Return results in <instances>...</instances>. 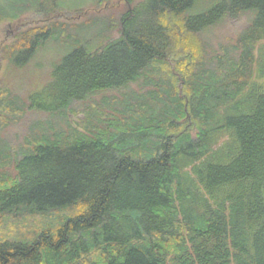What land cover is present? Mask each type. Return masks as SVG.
<instances>
[{"label":"trees","instance_id":"obj_1","mask_svg":"<svg viewBox=\"0 0 264 264\" xmlns=\"http://www.w3.org/2000/svg\"><path fill=\"white\" fill-rule=\"evenodd\" d=\"M202 1L125 0L98 44L50 17L16 35L18 67L69 50L26 99L0 91V130L49 116L0 138V264H264V0ZM243 15L206 53L199 33Z\"/></svg>","mask_w":264,"mask_h":264},{"label":"rangeland","instance_id":"obj_2","mask_svg":"<svg viewBox=\"0 0 264 264\" xmlns=\"http://www.w3.org/2000/svg\"><path fill=\"white\" fill-rule=\"evenodd\" d=\"M141 1L132 0V3L136 5ZM204 1L196 5L194 13L209 8L211 4L209 0ZM127 9L125 0H49L44 2L43 0H0V91L10 90L20 99H26L52 80L55 65L69 50L62 41L53 39L42 46L41 50L26 64L21 67L15 66L8 58L7 49L14 48L13 44L17 41L16 35L19 33L48 26V23H51L48 20L50 17V20H55V23L63 24L65 29L63 36L67 41L68 35L79 34L85 37L92 33L94 44H98L103 38L96 36L101 28H104L102 31L104 36H107L106 39L113 40L120 36V19ZM56 10L59 11L53 14ZM248 19L247 15L237 19H224L199 33L198 42L208 54L221 45L233 44L248 27ZM89 21L93 23H87ZM117 94L116 92L97 93L93 95L92 100L101 101L105 97L111 98V95L119 97ZM86 105L91 103L83 104V106ZM83 106L76 104L75 107L83 111L85 109ZM48 118L49 116L42 113L28 112L20 120L0 130V138L18 146L29 135L32 124L47 121ZM84 119L83 113L72 115V122L75 124ZM48 121L56 124L60 122L57 117Z\"/></svg>","mask_w":264,"mask_h":264}]
</instances>
